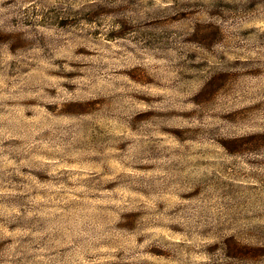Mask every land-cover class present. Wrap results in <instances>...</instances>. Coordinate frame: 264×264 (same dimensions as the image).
<instances>
[{
	"label": "rangeland",
	"instance_id": "374dc122",
	"mask_svg": "<svg viewBox=\"0 0 264 264\" xmlns=\"http://www.w3.org/2000/svg\"><path fill=\"white\" fill-rule=\"evenodd\" d=\"M0 264H264V0H0Z\"/></svg>",
	"mask_w": 264,
	"mask_h": 264
}]
</instances>
